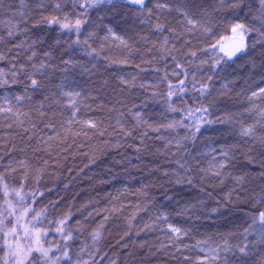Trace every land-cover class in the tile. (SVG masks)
Instances as JSON below:
<instances>
[{
  "label": "trees",
  "instance_id": "trees-1",
  "mask_svg": "<svg viewBox=\"0 0 264 264\" xmlns=\"http://www.w3.org/2000/svg\"><path fill=\"white\" fill-rule=\"evenodd\" d=\"M93 3L0 0V264H264V4Z\"/></svg>",
  "mask_w": 264,
  "mask_h": 264
},
{
  "label": "snow or ice",
  "instance_id": "snow-or-ice-1",
  "mask_svg": "<svg viewBox=\"0 0 264 264\" xmlns=\"http://www.w3.org/2000/svg\"><path fill=\"white\" fill-rule=\"evenodd\" d=\"M103 2H104V0H95V3H93V4H81L80 6L82 8L94 7V6H96V4L103 3ZM108 2L111 3V0H108ZM127 2L131 3V4L138 5L141 9H143L145 7V0H127ZM261 3L264 4V0H261ZM160 7H165V6L160 5ZM178 11H182V10L178 9ZM67 19L68 18L65 17V20H67ZM48 23L52 24V23H60V22L57 19H52V20H49ZM189 23H194V22L192 20H189ZM80 25H81V21L78 19V20H76L74 25H70L69 23H63V24H60V27L62 29H68L69 31H71L72 28H75L76 31L79 32ZM158 27H160V26H158ZM237 29L242 30L240 33L241 34V44L236 49H234L232 52L226 53V55L229 58L234 56L237 52L242 51L244 49V46H245L243 43V37H244L245 31H247V30L245 29V26L243 24L235 25V27L233 28V32H236ZM9 34H11V33H9ZM31 84L33 87H36L37 81L35 79H32ZM260 91L264 92V88L260 89ZM253 95H256V93L254 92ZM17 99H19V97H17ZM205 111H206V109H205ZM198 130L199 129H197V131ZM245 134H248L247 131L245 132ZM5 191H6V189H5ZM17 195H19V193H17ZM253 223H256V221H253ZM259 223L262 226H264V212H261L259 214ZM3 228H4L3 221H0V231H2ZM57 230L62 231L61 229H57ZM172 231L178 233L180 230L173 228ZM14 232H15V229H10L8 232L5 233V235L13 234ZM26 234H27V232H26ZM259 234H260L261 238L264 239V227H262L259 230ZM34 235H35V240H34L35 247H33L32 245H29L27 247V249H25V248L18 245L15 249H13L11 245H8L9 250H10V255L12 257H14V264H26V262H28L30 260L31 253L33 251L39 253V258L43 261L49 262V264H57V262L60 261L62 258L67 260L69 262V264H71V257H69L68 252L66 250L62 253V256H56L54 258L49 257V252L52 251V249L44 248L40 244L41 233H40L38 228L36 229ZM65 238H70V234ZM246 248H247V245L240 248L239 250L242 254L247 255ZM5 264H7V261H5Z\"/></svg>",
  "mask_w": 264,
  "mask_h": 264
},
{
  "label": "rangeland",
  "instance_id": "rangeland-1",
  "mask_svg": "<svg viewBox=\"0 0 264 264\" xmlns=\"http://www.w3.org/2000/svg\"><path fill=\"white\" fill-rule=\"evenodd\" d=\"M241 44V39L235 38L230 40L228 43H226L224 46L221 47L220 52L222 55L228 57L226 53L232 52L234 49H236ZM238 53V52H237ZM236 53V54H237ZM235 54V55H236ZM26 229V228H25ZM23 229V230H25ZM18 246V244H17Z\"/></svg>",
  "mask_w": 264,
  "mask_h": 264
}]
</instances>
